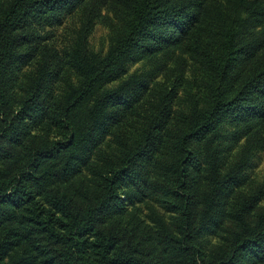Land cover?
I'll use <instances>...</instances> for the list:
<instances>
[{
  "label": "trees",
  "instance_id": "trees-1",
  "mask_svg": "<svg viewBox=\"0 0 264 264\" xmlns=\"http://www.w3.org/2000/svg\"><path fill=\"white\" fill-rule=\"evenodd\" d=\"M260 154L264 0H0V264H264Z\"/></svg>",
  "mask_w": 264,
  "mask_h": 264
},
{
  "label": "rangeland",
  "instance_id": "rangeland-1",
  "mask_svg": "<svg viewBox=\"0 0 264 264\" xmlns=\"http://www.w3.org/2000/svg\"><path fill=\"white\" fill-rule=\"evenodd\" d=\"M78 17H79L78 15L71 17L68 20L67 24L58 30L57 36L58 38H60V41L62 43L69 41V39H71V37L73 36V32L75 31V28L79 25ZM111 35H112L111 29L107 25L103 23L102 24L98 23L94 30V33L91 35L89 40L91 47L95 50H101L102 48L106 50ZM134 69L135 68H133V70ZM157 81L163 82L162 76L158 77ZM252 169H253L251 170L252 178L255 180L264 181V154H260L258 160L255 163L254 168Z\"/></svg>",
  "mask_w": 264,
  "mask_h": 264
}]
</instances>
